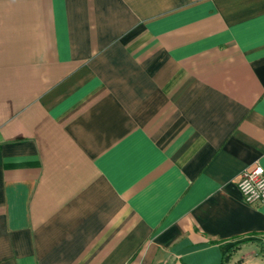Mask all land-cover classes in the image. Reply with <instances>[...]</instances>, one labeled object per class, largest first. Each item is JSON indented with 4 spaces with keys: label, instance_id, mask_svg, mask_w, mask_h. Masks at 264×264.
Segmentation results:
<instances>
[{
    "label": "crops",
    "instance_id": "1",
    "mask_svg": "<svg viewBox=\"0 0 264 264\" xmlns=\"http://www.w3.org/2000/svg\"><path fill=\"white\" fill-rule=\"evenodd\" d=\"M256 164L264 0H0V264H264Z\"/></svg>",
    "mask_w": 264,
    "mask_h": 264
},
{
    "label": "built area",
    "instance_id": "2",
    "mask_svg": "<svg viewBox=\"0 0 264 264\" xmlns=\"http://www.w3.org/2000/svg\"><path fill=\"white\" fill-rule=\"evenodd\" d=\"M238 187L249 205H264V168L256 164L240 175Z\"/></svg>",
    "mask_w": 264,
    "mask_h": 264
},
{
    "label": "rangeland",
    "instance_id": "3",
    "mask_svg": "<svg viewBox=\"0 0 264 264\" xmlns=\"http://www.w3.org/2000/svg\"><path fill=\"white\" fill-rule=\"evenodd\" d=\"M257 250H258L257 247H253V249L243 250L242 255L247 254V256H248L247 262H255L257 264H262L260 257H259V251H257ZM251 254H253V255H251Z\"/></svg>",
    "mask_w": 264,
    "mask_h": 264
}]
</instances>
